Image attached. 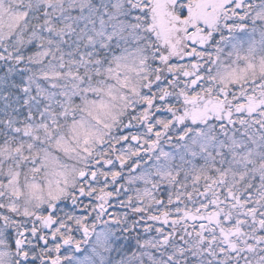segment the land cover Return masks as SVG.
<instances>
[{"label": "snow or ice", "instance_id": "obj_1", "mask_svg": "<svg viewBox=\"0 0 264 264\" xmlns=\"http://www.w3.org/2000/svg\"><path fill=\"white\" fill-rule=\"evenodd\" d=\"M0 264H264V0H0Z\"/></svg>", "mask_w": 264, "mask_h": 264}]
</instances>
